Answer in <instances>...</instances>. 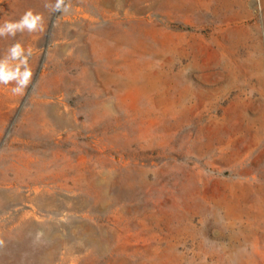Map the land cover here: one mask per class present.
<instances>
[{"label":"rangeland","instance_id":"374dc122","mask_svg":"<svg viewBox=\"0 0 264 264\" xmlns=\"http://www.w3.org/2000/svg\"><path fill=\"white\" fill-rule=\"evenodd\" d=\"M54 2L0 0V264H264V0Z\"/></svg>","mask_w":264,"mask_h":264},{"label":"clouds","instance_id":"9594fccd","mask_svg":"<svg viewBox=\"0 0 264 264\" xmlns=\"http://www.w3.org/2000/svg\"><path fill=\"white\" fill-rule=\"evenodd\" d=\"M50 12L67 14L71 11V0H55L54 3L44 5ZM44 30L43 18L33 9H27L19 20L4 21L0 24V37H15L17 33L42 32ZM32 50L25 49L20 41L12 44L3 58H0V85L14 84L11 92L23 94L31 82L33 71L29 66Z\"/></svg>","mask_w":264,"mask_h":264},{"label":"bare ground","instance_id":"6f19581e","mask_svg":"<svg viewBox=\"0 0 264 264\" xmlns=\"http://www.w3.org/2000/svg\"><path fill=\"white\" fill-rule=\"evenodd\" d=\"M184 0H174V5H175V8H176V13L178 14H182L183 11L186 13L189 12V8H185L184 9V6H186L184 3L186 2H183ZM187 3V2H186ZM27 224V223H26Z\"/></svg>","mask_w":264,"mask_h":264}]
</instances>
